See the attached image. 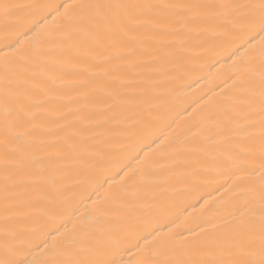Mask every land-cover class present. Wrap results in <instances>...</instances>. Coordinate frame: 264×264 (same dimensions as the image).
Returning <instances> with one entry per match:
<instances>
[{"label": "snow or ice", "instance_id": "6c2138e0", "mask_svg": "<svg viewBox=\"0 0 264 264\" xmlns=\"http://www.w3.org/2000/svg\"><path fill=\"white\" fill-rule=\"evenodd\" d=\"M18 8L43 14L0 48V264H264V0H0L6 26ZM210 27L228 46L231 85L202 110L185 162L193 174L231 166L245 194L197 230L176 231L179 217L142 226L124 203L116 221L100 207L65 235L58 218L109 200L105 185L141 162L193 34ZM115 143L128 163L112 159Z\"/></svg>", "mask_w": 264, "mask_h": 264}, {"label": "bare ground", "instance_id": "6f19581e", "mask_svg": "<svg viewBox=\"0 0 264 264\" xmlns=\"http://www.w3.org/2000/svg\"><path fill=\"white\" fill-rule=\"evenodd\" d=\"M7 2L21 5L61 4L66 0ZM213 2L228 4L236 0ZM42 14V10L18 8L14 10V17L7 26L0 19V48L14 41L16 30L22 31L31 27ZM48 30H52L51 24L46 26L45 31ZM227 47L211 27L207 32L193 34L189 42L190 51L184 54L188 57L184 61L186 71L180 73L173 82L171 94L166 95L162 101L154 126L144 131V138L138 143V150L145 149L140 153L141 162L132 163L134 171L129 172L124 180L105 185L101 198L107 194L109 200L102 199V202L88 204L87 209L80 205L76 219H72L70 213L58 218L57 225L62 222L67 225L68 232L65 235L88 227L90 221L87 218L95 219L99 215L96 209L100 207L109 214L104 218L116 221L124 203L131 205L135 212L144 217L146 223L142 226H155L157 220L171 223L179 217L180 227L176 231L197 230V224L202 221L205 213L219 212L220 215H225L226 205L245 194L242 178L232 175L234 169L231 166L213 170L201 167L193 174L185 162L188 155L185 148L196 140L192 129L199 122L202 110L208 109L220 99L231 85L228 77L232 74V62H226ZM72 88L71 82L65 85V91L68 93H71ZM206 94V100L201 102L200 98ZM154 140L157 144H153ZM172 143H176V150L168 149V145ZM149 146L154 150L148 151ZM109 151L113 153L114 161L122 160L128 163L126 145L115 143ZM74 184L75 181L70 178L69 187ZM73 197L74 193L69 192V200ZM76 203L79 204V201L76 200ZM135 219L136 217H132L133 221Z\"/></svg>", "mask_w": 264, "mask_h": 264}]
</instances>
